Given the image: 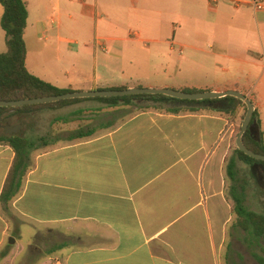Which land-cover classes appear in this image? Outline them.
Wrapping results in <instances>:
<instances>
[{
  "label": "crops",
  "instance_id": "obj_1",
  "mask_svg": "<svg viewBox=\"0 0 264 264\" xmlns=\"http://www.w3.org/2000/svg\"><path fill=\"white\" fill-rule=\"evenodd\" d=\"M25 1L32 75L73 93L237 91L264 140V10L229 0H161L159 11L153 0ZM3 14L0 4V54ZM79 99L0 117V137L18 126L13 135L35 146L3 201L15 153L0 143V264H260L264 241L234 211L247 207L234 143L243 105Z\"/></svg>",
  "mask_w": 264,
  "mask_h": 264
},
{
  "label": "trees",
  "instance_id": "obj_2",
  "mask_svg": "<svg viewBox=\"0 0 264 264\" xmlns=\"http://www.w3.org/2000/svg\"><path fill=\"white\" fill-rule=\"evenodd\" d=\"M0 4L4 9V14L1 19V27L5 32L7 51L0 54V101H20L26 99H40L46 97L60 96L64 94L73 93L71 89L62 90L49 84L38 77L32 75L26 66L27 48L25 43V30L28 24L29 12L28 4L25 0H0ZM121 90V89H116ZM186 93H198L193 90L184 91ZM97 100L106 102L109 105L125 104L128 105L134 100H147L153 102H166V101H181L179 99L171 98L164 95H132L125 97H112V98H96ZM80 99L64 100L54 103L27 105L21 107H8L0 108V117L3 114L18 115L20 112L32 113L44 106H62L69 102L77 101ZM223 100L235 102L236 104L244 106V114L242 115L241 123L243 122L247 107L237 98L226 97ZM221 99L202 100V101H181L189 104H204V103H216ZM235 109L231 107L230 113ZM177 112V111H175ZM258 113L255 110L253 120L250 124L249 130L244 135L245 146L257 153L264 155V140L263 134L260 130V123L257 122ZM241 126L237 128V133L234 138L240 132ZM6 143L11 147L15 153V159L10 171V175L3 191L1 200H11L16 191L12 189L11 181L17 178L18 170H22L23 174L27 173L29 166V154L34 149V145L27 140L17 136H5L0 137V143ZM235 152L239 159L244 163L251 165L253 169L256 166L261 165L264 169V162L251 158L238 150L235 147ZM233 165L229 167V173L234 174ZM16 186V184L14 183ZM14 187V186H13ZM236 214V220H238L239 227L246 233H250L255 239L264 241V213L251 211L241 201L235 205L234 208ZM256 260L260 264H264V257L255 256Z\"/></svg>",
  "mask_w": 264,
  "mask_h": 264
},
{
  "label": "water",
  "instance_id": "obj_3",
  "mask_svg": "<svg viewBox=\"0 0 264 264\" xmlns=\"http://www.w3.org/2000/svg\"><path fill=\"white\" fill-rule=\"evenodd\" d=\"M141 94H149V95H164L171 98L179 99L182 101L189 100V101H202V100H213L219 98H226V97H234L240 99L247 107V112L245 118L242 122L240 132L238 133L236 139V147L238 150L246 154L247 156L254 158L258 161L264 162V155L257 154L251 150H249L244 144V135L249 130L250 124L254 117L255 108L252 101L246 97L245 95L241 94L237 91H227L224 93H186L181 91H176L172 89H150V88H136V89H129V90H98V91H91V92H76V93H69L60 96H53V97H46L40 99H26L20 101H0V108H8V107H21L27 105H38V104H45V103H54L64 100L70 99H79V98H112V97H125V96H132V95H141ZM10 129V132H7L8 135L17 134L18 126Z\"/></svg>",
  "mask_w": 264,
  "mask_h": 264
},
{
  "label": "rangeland",
  "instance_id": "obj_4",
  "mask_svg": "<svg viewBox=\"0 0 264 264\" xmlns=\"http://www.w3.org/2000/svg\"><path fill=\"white\" fill-rule=\"evenodd\" d=\"M155 10L163 9L161 0H153ZM106 6L112 5L113 0H104ZM191 9L190 4L187 2L186 11ZM191 11V10H190ZM206 12V11H205ZM186 53L188 50L185 51ZM243 180L248 189L246 196V205L251 211L264 213V169L261 165L256 166L255 169L251 165H244L242 174ZM240 175V178L242 176Z\"/></svg>",
  "mask_w": 264,
  "mask_h": 264
},
{
  "label": "built area",
  "instance_id": "obj_5",
  "mask_svg": "<svg viewBox=\"0 0 264 264\" xmlns=\"http://www.w3.org/2000/svg\"><path fill=\"white\" fill-rule=\"evenodd\" d=\"M232 6L239 8L244 5L252 6L255 10H264V0H229ZM51 264H61L60 261L54 260Z\"/></svg>",
  "mask_w": 264,
  "mask_h": 264
}]
</instances>
